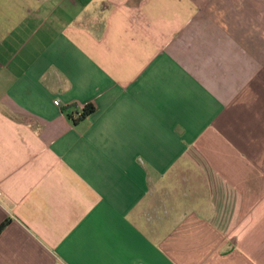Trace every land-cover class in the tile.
Returning a JSON list of instances; mask_svg holds the SVG:
<instances>
[{
	"label": "crops",
	"instance_id": "crops-1",
	"mask_svg": "<svg viewBox=\"0 0 264 264\" xmlns=\"http://www.w3.org/2000/svg\"><path fill=\"white\" fill-rule=\"evenodd\" d=\"M7 220L0 264H264V0H0Z\"/></svg>",
	"mask_w": 264,
	"mask_h": 264
},
{
	"label": "trees",
	"instance_id": "trees-1",
	"mask_svg": "<svg viewBox=\"0 0 264 264\" xmlns=\"http://www.w3.org/2000/svg\"><path fill=\"white\" fill-rule=\"evenodd\" d=\"M64 111H67V109H64ZM93 111V106L90 104H88L87 106H85L83 108V111H82V114L81 116L79 117V119H84L88 114H90L91 112ZM68 117L74 122V123H77V120L71 116V115H68ZM10 220H7L5 221L3 224L0 225V233L1 231H3V229L6 227V225L9 223Z\"/></svg>",
	"mask_w": 264,
	"mask_h": 264
},
{
	"label": "built area",
	"instance_id": "built-area-1",
	"mask_svg": "<svg viewBox=\"0 0 264 264\" xmlns=\"http://www.w3.org/2000/svg\"><path fill=\"white\" fill-rule=\"evenodd\" d=\"M55 104H59V100H56L55 101ZM81 114H82V111L81 112H76V113H74L72 116L76 119V120H78L79 119V117L81 116Z\"/></svg>",
	"mask_w": 264,
	"mask_h": 264
}]
</instances>
